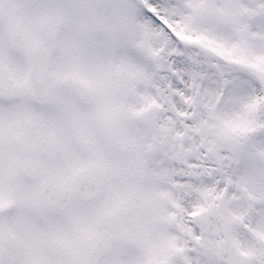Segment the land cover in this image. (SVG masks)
<instances>
[{"label":"snow or ice","instance_id":"snow-or-ice-1","mask_svg":"<svg viewBox=\"0 0 264 264\" xmlns=\"http://www.w3.org/2000/svg\"><path fill=\"white\" fill-rule=\"evenodd\" d=\"M0 264H264V0H0Z\"/></svg>","mask_w":264,"mask_h":264},{"label":"rangeland","instance_id":"rangeland-1","mask_svg":"<svg viewBox=\"0 0 264 264\" xmlns=\"http://www.w3.org/2000/svg\"><path fill=\"white\" fill-rule=\"evenodd\" d=\"M6 3L7 4H14L15 3V0H6ZM134 37L132 36H125L122 38V42H121V47L125 46L127 44V42L132 39Z\"/></svg>","mask_w":264,"mask_h":264}]
</instances>
